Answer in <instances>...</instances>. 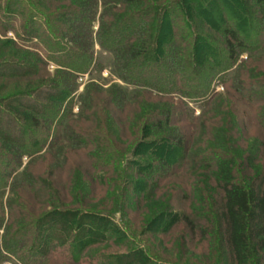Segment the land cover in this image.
<instances>
[{
	"label": "trees",
	"instance_id": "16d2710c",
	"mask_svg": "<svg viewBox=\"0 0 264 264\" xmlns=\"http://www.w3.org/2000/svg\"><path fill=\"white\" fill-rule=\"evenodd\" d=\"M143 1L146 2L102 0V9L99 10V0H0V33L10 31L14 37L2 39L0 47L9 44L12 48L25 52V55H19V52L10 53L17 57L15 61L0 62V77L29 78L50 61L55 65V78L68 79H64L66 84L63 80L57 83L55 78L50 81L52 85L49 87L56 94L54 97L48 95L45 101H40L38 112L25 105L13 103L17 95L29 96L28 91L17 89L6 100H0V119L1 113L7 112L16 123L20 135H27L24 145L18 146L9 140V135L0 134V142L9 145L15 153L14 158L3 157L1 161L0 210H3L1 197L7 177L19 164L20 156L41 150L47 143L48 128L52 123L55 125L53 132L61 127L63 117L59 113L60 104L74 90V75L84 72L92 64L93 41L113 55L115 74L124 83L144 87L155 94L176 92L188 98H203V104H207L209 96L204 99V93L209 91L212 78L217 76L231 94L245 105L256 108L262 102L264 104V78L236 80L228 75V69L241 52H247L249 57L253 51L255 54L264 48V0H239L240 5H235L237 0H203L198 7L192 6L194 12L209 10L215 15L214 24L209 23L211 20L208 17H202V20L205 27L221 35L219 43L193 31L194 26H191L188 12L180 7L185 0H171L163 5L161 2H148V5L145 3L143 7L124 14L118 9L128 3ZM229 6L234 8L235 13L230 11ZM171 8L177 10L183 27L188 30L189 40L184 45L183 40L176 37L175 43L183 45L181 64L177 66V70L168 69L174 76L168 85L163 86L149 80L142 71L147 64L160 67L163 64L164 53L158 52L160 49L157 41L169 25L171 26L167 13ZM96 14L98 23L94 40L90 25ZM225 16L234 20L233 26H220V21ZM244 18L247 26L242 30ZM69 19L77 21L79 27L76 29L69 24ZM253 34L255 40L249 41L248 38ZM12 68H19L21 71L14 72ZM37 82L34 80V83L26 84L33 89L43 86L42 82ZM96 90L102 92L99 87ZM115 90L121 97L113 98L110 94L112 90H109L104 102L106 105L112 104L118 112H122L127 103L124 101L125 91L120 88ZM91 102L87 101L84 108L94 107ZM165 110V117L161 120L150 115L144 116V125L161 126L160 123L168 121L171 116V108L165 106ZM92 115L93 113L90 114ZM104 118L100 116L97 121L93 118L89 120L93 121L94 129L88 132H80L72 127L67 136L68 139H76L79 146L74 148L86 158L85 163L90 168L106 166L113 174L106 182L101 175L94 177V181H100L94 184L102 192L100 197L103 201L83 213L80 209L56 207L52 212L69 220L73 218V221L68 220L62 233L57 228L52 235H38L35 227L38 225L37 230L39 229L38 221L41 216H27L18 197L24 200L23 193L27 192L37 203L53 197V190H59V187L54 186L47 178L37 179L25 170L22 171L18 177L19 184L12 189L22 186L26 191L22 194L17 191L16 196L7 202L9 222L0 234V263L6 260L10 264H40L42 255L37 249L46 244L50 259L54 256L72 264H81L86 259L87 254L83 250L87 246L103 243L118 247L125 245V251L102 254L92 259L89 264H156L159 255L161 258L165 256L164 253H158V256L155 253L159 250L160 239L154 238L162 234V237L166 235L170 239V250L177 249L183 254L184 246L190 245L201 252L194 259H189L185 254L181 255L187 263L264 264L263 141L251 140L238 146L223 132L226 137L221 139L226 143H193L197 152L188 154L189 143H184V137L177 135L171 136L169 143L162 139L140 143H113L110 141V132L107 131H111L107 129L110 118ZM256 118L255 121L264 126V110ZM41 123L44 128L40 134L37 128ZM200 127H206L205 120L200 122ZM135 133V129L132 130V134ZM114 135L116 136V132ZM126 151L133 157L124 163L122 158ZM214 153L219 155L213 161ZM188 162L193 163L194 169L180 171V167ZM171 165L176 168L172 169ZM162 167L167 168L161 170ZM195 168H200L201 171L193 172ZM171 170H179L180 175H175ZM168 176L172 177L164 181L163 188L160 189L162 180ZM184 177L194 182L181 181ZM179 187H184L182 193ZM85 189L83 187L80 191H75L77 194L85 193ZM176 189L178 190L175 191ZM177 195L179 200L184 198L188 202L184 210H174L173 199ZM50 200L56 203L54 198ZM102 204H105L106 209L101 208ZM136 208L141 209L139 225L137 227L128 217V220L122 221L126 231L120 230L107 215L119 210L122 217H127L126 213L131 212L133 215ZM79 218L80 221L87 220L94 225L93 229L89 228L91 236L82 241L77 236L81 229L80 224L77 225ZM98 222L100 226H95ZM138 233L149 234L150 237L142 245H138L131 239V236ZM57 250L67 252L66 256L58 254Z\"/></svg>",
	"mask_w": 264,
	"mask_h": 264
},
{
	"label": "rangeland",
	"instance_id": "374dc122",
	"mask_svg": "<svg viewBox=\"0 0 264 264\" xmlns=\"http://www.w3.org/2000/svg\"><path fill=\"white\" fill-rule=\"evenodd\" d=\"M169 1L171 0H146V2H133L126 4L124 7L120 6L118 9H121V14H124L132 12L139 7H143L145 3L148 5V2H156L159 4L161 2L163 5L170 3ZM200 3H203V0H185L181 3L180 7L185 8L188 12L191 26L195 27L192 28L195 33L203 34L206 37H209L212 42L219 43L221 41V35L215 30L205 27L203 24L204 21L202 20V17H205V19L208 17L211 22H209V20L206 21L214 24V21L216 20L214 18L215 15H213V13L209 10L204 12H194L192 10V6L195 5L198 7ZM237 4L240 5L239 0H237L235 5ZM98 9H102V0H99ZM229 9L232 13H235L232 6H229ZM167 13L171 20V26L169 25V28L163 32L157 41L158 48L160 49L158 52L162 51V53H164V59L162 61L163 64H161V67L147 64L146 66H143L142 71L144 76L149 80L163 86L168 85V83H170L169 80L174 76L168 69L175 68L177 70V66L181 64L180 57L183 45L181 43H175L176 37L181 38L184 45L189 40L188 30L183 27L177 10L175 8H171L167 10ZM97 21L98 18L96 14V18L92 20L90 25L91 37L94 40L96 39L95 32L97 29ZM190 23L187 24L189 28ZM220 23V26H233L234 20H232L229 16H225L223 20L221 19ZM69 24L74 26L76 29L79 27V23L74 19H69ZM245 26H247V23L244 18L242 21V30H244ZM258 30L261 32L260 29ZM254 35L255 34L249 37L248 40L254 41ZM7 37L14 39L10 31L5 32V34L0 33V41ZM249 41L248 43H250ZM12 47L9 44L0 47V62L6 60L15 61L17 57L10 53L18 54L17 52H19V55H25L23 50H16ZM92 54V64L90 63L84 72H79L74 75L75 77L72 78L74 90L70 93L69 97L60 104L59 113L63 117V122L61 123V127H58L57 129L59 132L56 133V129L53 132L55 125L52 123L48 128L49 135L46 141L47 143L44 144L40 151L34 154L21 155L19 164L16 165L11 174L7 177L6 184L3 188L4 193L1 197L3 210H0V234L3 227L9 222V218L7 216V214H9L7 202L10 201V198H14L16 196L15 193L17 191H19L20 194L26 191L22 188V186L12 189L14 185L19 184L18 177H20L21 172L24 170L27 174L29 173L37 179L47 178L50 183H53L57 188L59 187V190H53V197H48L43 201H37V203H35L27 192L23 193V197H25L24 200L18 197L19 200L21 199L23 212L27 216L32 215V218H34L35 215L38 216V218L41 216V218H39L40 221H38L40 223L38 230V222L35 223V225H37L35 227V233L38 232V235H52L53 232L55 233L57 228L60 233H62L63 226L69 219L57 216V213L55 214L52 212L56 207L80 209L83 213L84 211L88 212V210L92 209L90 207H95L97 203L103 201L100 197L102 192H99V190H97L98 188L95 187L94 184L100 181L99 179L94 181V177L101 175V178L105 177L104 181L106 182L107 178H110L113 174L106 166L90 168L91 166H88L87 163H85L86 158H83L78 150L75 149L79 146L76 144L78 142H75L76 139L67 138L72 127L80 132H88V130L94 129V123H92L93 121L89 122L92 118L96 121L100 116H102L103 119H105V116L107 119L110 118L107 129H111V131H107L108 133L110 132V141L113 143H140L155 139H162L163 141L169 143L170 137L177 135L184 137V143H189L187 151L188 154L197 152V148L193 143H226L221 139L226 137V135L230 137L233 143L238 144V146L249 143L251 140L257 142L263 141L264 143V126H260L255 121L259 112H263L264 110L263 102L260 104L261 106H256V108H254V106L250 107L245 105L239 99H236L233 94H231V91L223 85V81L222 79L220 80L219 77L216 76L212 78L209 91H206L203 96L204 99L209 96V99H207V104H203V98H188L186 96L178 95L176 92L168 94H155L154 91L150 92L144 87L122 82L118 76H116V71L112 65L113 62H115V58L109 51L102 49L96 41H93L92 44ZM247 56V52H241L232 66L228 69V75L232 76V79L236 80L243 78H264V48L261 51L255 52V54L253 51L251 56ZM199 60L201 61V59ZM54 67L55 65L49 61L40 69V71H38L37 74L32 75L29 78L9 77L6 79L5 77H0V100H6L8 95L17 89L21 91H28L29 96L21 94L17 95L14 99L15 102L13 103L25 105L37 110L38 112L40 110L38 103L40 101H45L48 95L54 97L56 94L55 90H52L51 87H49L50 84L52 85L50 81L56 77ZM12 70H14V72L21 71L19 68H12ZM2 71H5V69ZM27 79H30V81ZM55 79L57 83H60L63 80L66 84V80L64 79L67 78L62 77ZM34 80L38 81L37 84L39 81L42 82L41 85L43 86L33 89L32 86L26 84L27 82L34 83ZM96 87L102 89V92H97ZM119 88L125 91L124 101L127 102L122 112H118L117 108H114L112 104L106 105L104 102L107 100L105 99V95L109 90H112L110 94H112L111 96L113 98H116V96L121 97L118 91H114V89ZM107 98L109 99V96ZM87 101H92L91 103L94 104V107H91L90 109L84 108ZM165 106L171 108V116L168 121L164 120V123H160L161 126L158 125L156 127H147L144 125L145 119H143V117L146 115H150L152 118H156L158 120L159 118L160 120L163 119L166 113ZM107 110L109 114H107ZM91 113H93L92 116H90ZM34 119H37V117ZM202 120L203 122L205 120V128L200 127V122ZM34 121L36 122L37 120ZM43 128L44 125H42V123L39 124L37 128L38 133H40ZM134 129L136 133L132 134V130ZM111 132H116V136L114 133L111 134ZM223 132H225L226 135ZM0 134L3 136L9 135V140L12 143H16L18 146H23L24 140L27 137L26 133L20 135L16 123L5 111L1 113ZM72 143H75V145ZM201 148L203 149V146H200V149ZM120 150L124 151V148L120 147ZM13 155L15 156V153L11 150V147L6 143L0 142V171L3 167L1 164L3 157L14 158ZM218 155L219 154L217 153L212 154V160L214 161ZM131 157H133L131 153L126 151L123 155L122 162L126 163ZM171 166L172 169L176 168L175 165ZM192 167L193 163L188 162V164H183L180 167V171L183 169H190ZM165 168L167 167H162L161 170H164ZM180 171H173V173L175 175H180ZM195 171L199 172L201 170L200 168H195L193 172ZM171 177L172 176H168L162 180L160 189L163 188L162 186L164 185V181H167ZM181 181H187L190 183L194 182L192 179H188L186 177H184ZM82 186L86 187L84 190L85 193L79 192L77 194L75 190L80 191V188H83ZM182 188L184 187H179L181 193L184 190ZM177 190L178 189L175 191ZM55 191L59 192L57 193ZM89 191L90 193H88ZM157 193H159L158 190ZM171 194L173 196L176 195L175 193ZM51 198H54L56 203L52 202L50 200ZM173 200L174 210L177 211L184 210L188 203L184 198L179 200L178 195ZM104 205L102 204L101 208L106 209L104 208ZM140 211V208H136L133 215L131 212L126 213L127 217H122V212L119 210L113 211V213L107 215H109V219L112 223H115L120 230L126 231V228L122 225V221H126L131 218L130 221H133L132 223H136L138 227L141 218ZM71 220L73 221V218ZM79 224L81 229L78 230L77 236L79 241H82L84 238H89L91 236L89 228L93 229L94 225L89 223L87 220L80 221V218L77 220V225ZM95 226H100L99 222L95 223ZM149 237V234L138 233L135 236H131V239L135 240L134 242L138 245H142ZM55 239L58 238L55 237ZM154 239H160L159 250L158 252H155L157 256L159 255L158 253H164L165 255L164 258H161L159 255L156 260V264H192L187 263L185 258L182 259L181 255L185 254L189 257V259H194L199 257L201 253L196 248L190 247V245L184 246L185 250H183V254L182 251H178L177 249L172 248V250H170V239L166 237V235L162 237V234H158ZM94 244L87 246L83 250V252L87 255L85 261L81 264H89L92 259L100 257L102 254L121 253L122 251H125V245L118 247L115 245L108 246L103 243ZM37 250H40L42 255V262H40V264H72L65 259L54 258V256L53 259H50L46 244L42 247L39 246V249ZM56 252H58V254H63V256H66L67 254V252L62 250H57ZM0 264L10 263L4 260Z\"/></svg>",
	"mask_w": 264,
	"mask_h": 264
}]
</instances>
